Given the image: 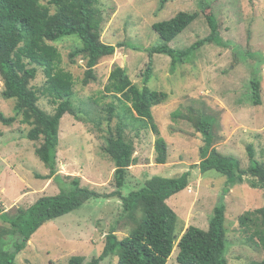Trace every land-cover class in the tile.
Returning a JSON list of instances; mask_svg holds the SVG:
<instances>
[{
	"label": "rangeland",
	"instance_id": "rangeland-1",
	"mask_svg": "<svg viewBox=\"0 0 264 264\" xmlns=\"http://www.w3.org/2000/svg\"><path fill=\"white\" fill-rule=\"evenodd\" d=\"M201 1L203 5H199L200 0H170L158 10L159 0H99L103 13L101 41L121 46L112 56L99 60L96 80L85 87L81 84L85 60L78 57L71 63L68 59L69 52L81 47L82 42L76 36H66L53 43L62 57L60 68L74 77L73 102L78 108V117L65 114L60 121L56 154L59 180L48 178L49 170L34 153L41 139H28L31 126L22 123L14 101L2 98L0 75V113L15 118L10 126L0 123V208L11 214L18 208H28L43 196L57 195L70 177L79 178L81 186L104 196L41 226L15 254L18 264L66 263L72 256H82L85 264L102 253L106 235L112 229L118 239L131 229L127 220L120 219L121 200L111 196L116 190L114 164L104 151L105 136L118 120L113 117L109 124L103 120L109 103L115 105V115L128 118L131 113L117 99L104 96L103 88L114 66L125 69L132 83L142 86V73L149 62L146 50L162 44L151 26L178 12H197L198 17L169 43L171 48L184 49L208 36L207 14L217 22L221 44L201 47L174 69L167 56L151 57L152 75L147 86L168 94L165 103L152 109L160 136L167 144V159L165 164L156 163V137L151 130H137L130 125L125 137L133 147L135 163L129 167L121 194L140 189L152 176L174 178L190 170L189 186L167 200L177 216L176 236L180 237L189 226L206 231L214 207L222 204L226 209L228 264H251L264 258L263 247L256 239L249 241L238 224L244 212L264 207V192L244 183L224 194L225 178L202 175L191 167L200 161V135L190 123L171 119L175 110H198L202 102L218 153L236 158L239 167L246 169V146L251 144L256 160L264 163V0ZM200 6L207 8L202 11ZM253 77L261 79L259 106L251 104L249 83ZM44 82L42 69L37 68L30 86L41 90ZM37 105L53 114L54 106L47 97L39 95ZM177 242L166 264H178ZM100 264H117V258L108 257Z\"/></svg>",
	"mask_w": 264,
	"mask_h": 264
},
{
	"label": "trees",
	"instance_id": "trees-1",
	"mask_svg": "<svg viewBox=\"0 0 264 264\" xmlns=\"http://www.w3.org/2000/svg\"><path fill=\"white\" fill-rule=\"evenodd\" d=\"M98 1L0 0V75L3 79L1 96L5 100L14 101L17 113L22 115V123L31 126L28 139H41L34 153L49 170L48 178L58 179L56 154L60 121L65 114L78 117V108L73 102L74 77L60 68L62 57L53 43L66 36H76L82 42L81 47L69 52L68 59L71 63L78 57L85 60L86 70L81 80L84 87L96 80L95 67L99 60L112 56L116 48L121 46L101 41L103 13ZM168 1L170 0H159L158 10L163 9ZM199 5H203L201 0ZM206 8L207 6L201 7V10ZM197 17V12H178L168 20L153 23L151 28L162 40V44L146 50L149 52V62L142 73L141 87L132 83L126 70L119 66H114L108 75L103 88L104 96L117 99L128 106L131 113L128 118L115 115V105L109 103L104 110L106 116L103 120L107 124L113 117L118 120L105 136L104 151L114 164L116 190L111 196L121 200L120 219L127 220L132 227L122 239H118L112 229L106 235L102 253L85 264H100L108 257H116L117 264H166L173 252L175 240L178 241V264H228L225 257L228 239L224 228V205L214 207L206 231L189 226L180 237L175 234L177 216L167 205V200L189 186L190 170L174 178L152 176L140 189L125 196L121 194L129 167L135 163L133 147L125 137L126 129L130 125L137 130H151L156 137V163L165 164L167 159V144L160 136L152 109L165 103L168 94L151 90L147 86L152 75L151 57L155 54L167 56L174 69L185 63L201 47L221 44L217 22L211 14H207L205 17L209 27L208 36L184 49L169 46ZM37 68L42 69L45 78L41 90L30 86V82L36 77ZM249 89L252 106L261 105V79L253 77ZM38 94L49 99L54 106L53 114L39 109ZM199 103L198 110L188 108L186 112L175 110L171 113L173 121L184 120L190 123L202 139L198 150L200 161L191 167L195 166L202 175L225 178L224 194L231 187L244 183L252 189L264 192V163L256 160L253 146H246V169L239 167L236 158L218 153L210 118L204 103ZM14 122V117H5L0 113V123L10 126ZM64 184L57 195L43 196L28 208H18L12 214L0 208V264H18L15 254L24 249L31 236L47 222L80 209L90 200L104 197L81 186L77 177H70V181ZM238 224L242 233L248 234L249 241L256 239L264 249V207L244 212L238 218ZM83 263L82 256H72L66 263L57 264ZM251 264H264V258Z\"/></svg>",
	"mask_w": 264,
	"mask_h": 264
}]
</instances>
